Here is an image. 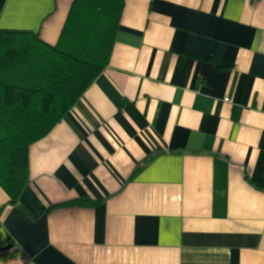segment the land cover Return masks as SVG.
Segmentation results:
<instances>
[{
    "label": "crops",
    "instance_id": "0c3cea01",
    "mask_svg": "<svg viewBox=\"0 0 264 264\" xmlns=\"http://www.w3.org/2000/svg\"><path fill=\"white\" fill-rule=\"evenodd\" d=\"M73 2L0 0V29L55 45ZM0 264H264V0H125L17 203L0 187Z\"/></svg>",
    "mask_w": 264,
    "mask_h": 264
},
{
    "label": "trees",
    "instance_id": "16d2710c",
    "mask_svg": "<svg viewBox=\"0 0 264 264\" xmlns=\"http://www.w3.org/2000/svg\"><path fill=\"white\" fill-rule=\"evenodd\" d=\"M124 3L74 0L55 45L33 31L0 29V187L10 204L29 181L30 146L107 66Z\"/></svg>",
    "mask_w": 264,
    "mask_h": 264
},
{
    "label": "built area",
    "instance_id": "2783aa9c",
    "mask_svg": "<svg viewBox=\"0 0 264 264\" xmlns=\"http://www.w3.org/2000/svg\"><path fill=\"white\" fill-rule=\"evenodd\" d=\"M226 101H228V99H225Z\"/></svg>",
    "mask_w": 264,
    "mask_h": 264
}]
</instances>
